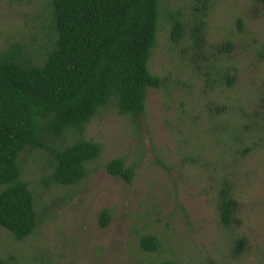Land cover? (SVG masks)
Instances as JSON below:
<instances>
[{
	"label": "rangeland",
	"instance_id": "rangeland-1",
	"mask_svg": "<svg viewBox=\"0 0 264 264\" xmlns=\"http://www.w3.org/2000/svg\"><path fill=\"white\" fill-rule=\"evenodd\" d=\"M207 2V3H206ZM158 43L150 70L164 79L150 88L134 120L108 105L82 137L102 144L87 176L70 185L47 183L54 159L45 149L21 156L22 177L41 218L17 240L0 227V257L11 264H138L169 258L175 264H264V0H162ZM51 0H0V51L25 44L41 61L55 35ZM184 15L186 33L171 40L169 15ZM204 21L202 48L192 46L193 23ZM227 42L233 47L227 51ZM222 71L233 84L228 85ZM255 122V124H253ZM245 124H249L248 128ZM244 136L234 141L233 129ZM78 134L48 140L60 146ZM122 157L134 167L130 182L106 170ZM230 180L241 224L223 228L217 188ZM109 210L106 227L100 213ZM155 234L160 248L140 249ZM246 245L235 253L234 240Z\"/></svg>",
	"mask_w": 264,
	"mask_h": 264
},
{
	"label": "trees",
	"instance_id": "trees-1",
	"mask_svg": "<svg viewBox=\"0 0 264 264\" xmlns=\"http://www.w3.org/2000/svg\"><path fill=\"white\" fill-rule=\"evenodd\" d=\"M51 8L55 40L41 61L17 41L0 51V227L17 240L29 237L41 220L34 192L22 177L23 152L30 147L47 150L54 159L47 183L74 185L87 176L88 164L103 151L101 143L81 136L99 110L113 105L118 113L137 120L145 111L148 90L165 83L149 67L158 43L162 0H51ZM168 17L171 40L178 42L186 33L184 15ZM203 28L202 18L193 23L192 46L198 49L204 42ZM226 46L229 51L233 44ZM222 75L231 86L227 71ZM69 131L79 137L49 145V139L63 138ZM232 131L234 141L243 142L241 131ZM106 170L128 182L134 175V167L122 157L111 159ZM216 209L223 228L240 226V202L228 179L217 188ZM110 219L109 210L100 213L102 227ZM234 245L235 253H240L245 238L237 237ZM139 247L156 252L160 239L144 234ZM0 264L11 262L0 257ZM138 264L175 262L164 258Z\"/></svg>",
	"mask_w": 264,
	"mask_h": 264
}]
</instances>
